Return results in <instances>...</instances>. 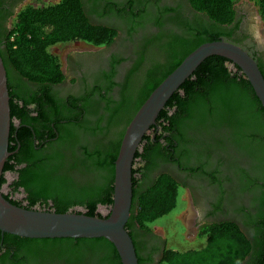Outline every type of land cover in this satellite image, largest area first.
Returning <instances> with one entry per match:
<instances>
[{
    "label": "trees",
    "instance_id": "obj_1",
    "mask_svg": "<svg viewBox=\"0 0 264 264\" xmlns=\"http://www.w3.org/2000/svg\"><path fill=\"white\" fill-rule=\"evenodd\" d=\"M238 1L188 0L207 22L187 26L182 36L165 43H152L151 54L129 71L116 100L109 95L115 86L109 84L111 75L106 76L105 88L94 87L80 96L58 98L52 93L65 75L51 48L73 43L107 46L116 35L113 28L94 25L81 0L21 8L10 29L0 30L11 123L10 156L0 180L4 199L27 210L107 217L113 202L114 162L126 127L190 53L225 36L222 28L233 21ZM249 1L258 8L264 32V0ZM208 149L227 158L237 190L253 194L252 239L232 221L206 224L197 234L205 247L183 253L165 249L155 264H264V109L240 68L217 56L202 62L181 85L135 154L125 230L138 264L153 262L139 255L138 232L151 233L149 226L177 205L181 184L162 167L179 165L191 176L217 184L214 173L206 169L214 164L218 173L220 162H209ZM0 264L121 261L113 245L102 238L31 240L0 233Z\"/></svg>",
    "mask_w": 264,
    "mask_h": 264
},
{
    "label": "flooded vegetation",
    "instance_id": "obj_2",
    "mask_svg": "<svg viewBox=\"0 0 264 264\" xmlns=\"http://www.w3.org/2000/svg\"><path fill=\"white\" fill-rule=\"evenodd\" d=\"M39 1L50 4L59 2V0H0V30L2 32L5 29L9 30L12 18L21 8ZM81 2L83 10L94 25L113 28L116 35L107 46L89 45L92 48L90 51H71L65 56V66L64 68L62 66L65 80L52 88V93L58 98L80 96L94 87L105 88L106 76L111 75L109 84L115 86L111 87L109 95L116 100L129 71L140 59L151 54L149 46L152 43H165L171 38L182 36L187 26H195L201 21L207 22L206 17L192 10L188 0H81ZM234 11L233 21L222 28L225 36L218 39L245 51L255 61L264 77V32L258 8L249 0H239ZM16 127L18 128L17 125ZM205 155L211 164L216 163V160L220 162L218 173L215 172L214 164L212 168L206 169L214 173L213 178L217 180V184L211 185L199 175L191 176V173L179 165L161 166L163 169L174 166L176 173L184 177L185 182H181V187L188 191L186 196L193 207L201 212L200 222L196 225V237L203 225L232 221L238 224L242 233L251 240L253 233L249 222L250 217L255 214L251 190L244 193L237 190L234 174L228 170V160L222 153L208 149ZM136 242L139 255L143 259L153 260L149 264L157 263L166 249L165 240L158 233L139 231Z\"/></svg>",
    "mask_w": 264,
    "mask_h": 264
},
{
    "label": "water",
    "instance_id": "obj_3",
    "mask_svg": "<svg viewBox=\"0 0 264 264\" xmlns=\"http://www.w3.org/2000/svg\"><path fill=\"white\" fill-rule=\"evenodd\" d=\"M224 58L243 72L264 109V77L255 61L239 47L225 41L204 43L190 53L148 96L123 134L114 162L113 202L107 217L82 213L57 214L27 210L10 204L0 188V233L25 239H105L115 248L121 264H138L133 241L125 226L132 203V166L137 149L156 124L166 103L196 69L210 57ZM6 70L0 57V180L10 156V106Z\"/></svg>",
    "mask_w": 264,
    "mask_h": 264
},
{
    "label": "rangeland",
    "instance_id": "obj_4",
    "mask_svg": "<svg viewBox=\"0 0 264 264\" xmlns=\"http://www.w3.org/2000/svg\"><path fill=\"white\" fill-rule=\"evenodd\" d=\"M33 7H44L50 5L45 1L31 2ZM92 48L84 43L58 45L51 48V53L58 57L61 67L65 66V56L71 51H90ZM165 173L172 175L180 184L184 177H180L174 166L164 169ZM187 190L179 188L177 205L175 209L157 220L149 226L152 233L160 234L165 240L166 249L175 252H186L190 250H201L205 247V240L196 237V225L200 222L201 212L198 208L193 207L190 199L187 198Z\"/></svg>",
    "mask_w": 264,
    "mask_h": 264
}]
</instances>
